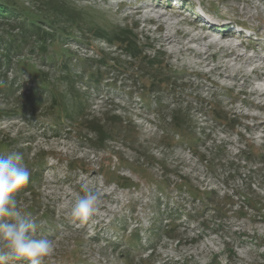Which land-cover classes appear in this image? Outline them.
I'll return each instance as SVG.
<instances>
[{"label":"rangeland","instance_id":"obj_1","mask_svg":"<svg viewBox=\"0 0 264 264\" xmlns=\"http://www.w3.org/2000/svg\"><path fill=\"white\" fill-rule=\"evenodd\" d=\"M3 1L13 4L17 13L0 17V86L6 78L7 87L11 84L13 90L11 94L0 90V142L5 146L0 147V156L20 153L23 159L35 160L45 155L47 165L40 183L35 191L21 195L18 204L26 216L37 221V237L52 242V254L43 264H120L127 246L124 242L114 246L112 241L127 238L137 226L146 238L156 213L176 204L185 209L175 223L173 236L158 239L151 264H264V211L248 203L250 198L257 206L264 205V0ZM145 5H159V11L168 17L188 19L192 25L198 15L199 34L203 36L211 33L212 24L228 26L234 32L228 34L229 41L246 54V59L232 62V70L226 69L224 54L203 40L193 44L197 50L209 48L203 54L208 64H199L195 53L180 52L181 44L162 42L161 36L175 28L158 30L155 13L145 21L148 9L133 14L136 7ZM22 9L39 15L41 30L52 34L50 37L72 55H54L53 46L35 36L21 42L25 34V22L19 18ZM238 29L242 37L237 35ZM111 32L138 35L145 56L129 63L119 47L102 38ZM176 37L183 38L180 34ZM100 50L125 62L131 70L109 64L103 76H98V85L91 83L90 74L84 73L80 63L85 58L97 59ZM153 56L154 62L163 61L167 72H180L184 79L174 87H156L161 91L153 94L148 86L144 90L145 85L135 79L132 70L142 72L144 67L151 77L159 76L162 71L146 66ZM24 62H33L43 73L44 86L24 69ZM63 62L68 64L69 70H65L69 75L62 69ZM89 65L97 69L94 62ZM235 67L241 71L236 72ZM143 79L149 81L148 77ZM38 88H42L44 104L33 111L22 109L24 98ZM54 96L67 108L60 115L51 106ZM206 103L223 108L235 118L236 125L216 123L206 112ZM177 111L190 115L198 143L167 132ZM90 119L100 121L108 130H121L108 149L91 142L95 134ZM249 146L261 155L247 161L242 153ZM143 167L148 170V180L141 175ZM109 169L112 173L108 175ZM117 175L131 178L137 186L118 181ZM180 176L199 190H216L219 200L230 196L233 201L224 204L226 214L215 216L212 206L203 211L187 190L179 192L176 183ZM82 183L99 193V211L80 223L73 222L70 210L84 195ZM157 197L162 199L160 208L156 207ZM29 206H34L33 212L27 211ZM124 220L127 226L116 230ZM159 220L166 227L173 219ZM149 252L135 251V263L141 264L138 257H147Z\"/></svg>","mask_w":264,"mask_h":264},{"label":"trees","instance_id":"obj_2","mask_svg":"<svg viewBox=\"0 0 264 264\" xmlns=\"http://www.w3.org/2000/svg\"><path fill=\"white\" fill-rule=\"evenodd\" d=\"M14 13L16 15L17 10L13 4H9L7 1L0 0V17H6L8 15H13ZM19 14L21 15L19 16V18L23 17L21 18L23 19L21 21H23V23L25 22L24 24L25 26L23 28V30L25 31V34H23V36H21V38L19 39L21 40V42L24 41V39L22 38L35 36L39 38L41 42H46V43L51 44L53 47L51 45L50 46L52 47L51 49L54 55H57L58 57H61V56L70 57L72 55L71 52L66 50V48H63L62 45L58 44L57 42H55V40L52 37H50L52 36V34H49L41 30V27L38 24V21L40 19L39 15H36L35 13H33L31 10H28V9L26 10L22 9L21 13ZM113 37H116V38L113 39ZM102 38L104 39L105 42L109 43L110 45L116 46L117 49L119 47L121 51H123L122 53L125 55V57L127 59H130L129 63L131 64L133 63L131 62V60L136 61L137 59H140L142 55L145 56L146 54V50H143L144 48H142V46L140 45L138 35L129 37V35L126 33L111 32V33H108V36L106 37L104 36ZM111 38H112V42L110 41ZM49 40L50 42H47ZM13 46L14 44L10 43L9 48H12ZM18 48L19 46L15 47V51H18L19 50ZM96 56H97V59L96 58H85L80 63L81 68L84 70V73L90 74L89 81L91 83H95L98 85L99 83L98 76L100 75L103 76L109 64H111L112 67H115L116 65H121L122 67H126L125 62H120L118 61V58L106 55L103 52V50L96 52ZM48 57L49 59L53 58L50 55H48ZM154 57L155 56H153L152 59H149L147 61L146 66L163 72V70L166 69V66H163L162 64L163 61L154 62L153 60ZM61 59H62L61 61H63V58ZM91 62L92 63L94 62L95 64H97V69H92L93 66L89 65ZM23 67L32 77L39 78L40 83L44 86V83H45L44 75L42 72H40V70L37 69L36 65L33 62L32 63L24 62ZM126 68H127V71L131 70L128 67ZM62 69H64L63 71L68 74L69 71L65 70V69H68V64H66V62H63ZM140 69L142 70V72L132 70L133 71L132 73L135 75L134 76L135 79L142 80L143 85H145L143 87L144 90L146 86H148L150 88L149 93H152V94L155 92L161 91L159 88H156V87H161V85H166L167 87H174V85L175 86L177 85L178 81L184 79L183 76L180 75V72H177L175 70L174 71L170 70L169 72L165 70L166 73L163 77L161 76L162 72H160L161 74L159 76L157 75L158 77L156 75H153L151 77L148 73H145V71H147L146 68L141 67ZM124 73L125 72H122V74ZM143 77H148L149 81L146 82L143 79ZM1 81H3V83L0 86V90L3 89L5 90L4 91L5 93L11 94L13 92L12 85L10 84V86L7 87L8 81L6 80V78H3ZM42 85L41 87H43ZM146 97L147 96H143L144 99ZM24 99H25V102L21 104V108L24 110L33 111L34 109L39 107V105L42 106L44 104L43 103L44 100L42 97V88L33 89L32 93L29 96H26ZM58 101L59 100L57 96H54L53 101L51 102V106L57 112V115H60L61 112H63L64 109H67V108H65V106H60ZM206 106H207L206 112L211 114V116H213V120H215L216 123H220V124H224L228 126L236 125L235 118H232L227 112L222 111L223 108L221 109V107L219 108L217 105H213L212 103H206ZM68 114H70V111ZM88 121L91 125H93L92 131L95 134L94 141L91 140V142L97 147H100V148L104 147L103 149H108L107 148L108 143L110 141H113L116 138V136L121 135V130H118L115 128L108 130L104 127V125L100 121H97L95 119H90ZM189 122H191L189 114L181 112V111H177L171 117V121L168 124L169 126L167 128L169 130H167V132L170 131L173 134H177L181 139L184 138L188 140L190 143L196 144L200 141V138L196 136L194 132L195 127L193 126L192 128ZM121 123H124V121H121ZM168 136L169 134L167 133L166 137ZM171 138L174 141H176L173 136H171ZM0 147L4 148L5 146L0 142ZM242 154H243L242 155L243 158L247 161H250L261 155L259 150L254 148V146L253 147L249 146L248 148H246V150L243 151ZM115 155L118 157L121 163L124 162V159L122 157H120L118 154H115ZM44 157L45 155H41L39 156V158H35V160L25 159V158L23 159V163L25 166H28V167L31 166V169L34 167H37V169L30 170L31 176H30L29 183L23 189H21L14 195V199L17 201V204H19V200H20L19 198L22 197L25 192L35 191L36 184L40 183L39 177L42 175V169L45 167V165H47L44 163ZM109 159L111 160L112 158H109ZM140 170H141L142 177L148 180L150 176L148 174L147 168L143 167ZM111 173H112L111 169L107 170L106 172V174L108 175ZM116 177L118 181H124L125 184L128 186H137V184L134 183L133 180H131V178L127 176L117 175ZM179 178H180V181L176 183L177 185L176 187L179 190V192H182L183 190H187L188 192L187 195L195 200H198L200 203V207L203 208V211L206 210L209 206H212L213 213L215 216L217 217L219 216L221 218L226 214L224 204H227L228 202L230 203L233 201L230 196H227L226 198L219 200L216 190L214 189L199 190L198 188H194V186L190 183V181L187 178H184L183 176H180ZM156 203H157L156 207L160 208V205L162 204V199L160 197H157ZM248 203L250 204V206H253V208L259 210L260 212L262 211L263 213L264 205L261 204L259 207L257 206L259 204L250 198H248ZM166 204L168 205V202H166ZM176 205L177 206H174L173 208L169 210L166 208V210H164V213L163 212L156 213L154 223H152L150 232L148 236H146V238L143 239V236L141 234V228L140 227L138 228L137 226L127 238L126 237L124 238V236L122 238L116 237L115 240L112 241V244L114 246L120 245L123 242L127 246L124 249V251H122L123 254H121L122 256L120 257L121 259L120 264H137L135 263V259L137 258V255L134 252L140 249L145 250V251H150V252L147 255V257H142V256L138 257L139 263L141 264H151L152 263L151 260L154 256V249L158 243V239L161 238L162 236H165V237L173 236V233L176 230L175 223L177 219H179L180 215L183 213L185 209L182 205L181 206H179L178 204ZM33 207L34 206H29L27 211L33 212V209H34ZM168 216H169V219L172 218L173 220H171L169 224L166 227H164V225L161 224L162 222L159 219H162V217H168ZM188 216L193 217V214L189 213ZM158 220L160 222H156ZM126 226H127V220H124L123 222L119 223L118 226H116V230H120V229L122 230ZM80 244L81 242L77 243V245H80ZM74 251L77 252V249Z\"/></svg>","mask_w":264,"mask_h":264},{"label":"clouds","instance_id":"obj_3","mask_svg":"<svg viewBox=\"0 0 264 264\" xmlns=\"http://www.w3.org/2000/svg\"><path fill=\"white\" fill-rule=\"evenodd\" d=\"M20 153L0 156V264H43L53 251L52 242L37 237L38 223L18 207L14 195L30 180L31 172L22 163ZM84 195L71 207L73 222L83 223L99 211V193L81 184Z\"/></svg>","mask_w":264,"mask_h":264},{"label":"bare ground","instance_id":"obj_4","mask_svg":"<svg viewBox=\"0 0 264 264\" xmlns=\"http://www.w3.org/2000/svg\"><path fill=\"white\" fill-rule=\"evenodd\" d=\"M169 1L170 0H167V2H169ZM168 6L170 7V3ZM143 7L142 6L136 7L135 10L133 11V14L134 15H136V14L140 15V13L145 11V9H148L147 10L148 13L146 14L147 18L145 21H147V20L150 21L152 19L151 13H155L156 16L155 15H153V16H155V18L157 19L158 30L169 29L171 27L175 28L174 32H172V33L167 32L163 36H161L162 42L164 44H169V45L170 44L176 45L177 43L181 44L182 48L179 49L180 52H182V53H187V52L195 53L194 56H197V58L200 59L198 62L199 64H208L207 59L204 58L203 54H205V53L207 54V51L209 48H207V50H205V51H201V50H197L196 48H194L193 44H201L203 40L209 41L210 46L216 47L218 49V51H221L224 54L223 59H225V60H224V62L223 61L222 62L224 63V66L226 67V69L233 68L234 64L232 62H234V63L240 62V61H243L244 59H246V54L238 52L236 46H234L233 43L231 41H229L231 38L228 36V34L232 35V34H234V32L230 28H228V26L225 28H222V27H216L217 25L212 24V25H210V29H209L211 31V33L205 34L203 36V35H201L202 32L199 34L201 29H200L199 25L197 24L198 18H199L198 15L195 19V23H193V25H192V24H190L188 19L176 20L177 18H170V16L168 17V15L165 12L159 11V8H160L159 5H145V8H143ZM183 24L184 25H186V24L191 25L192 28H188V29L184 28ZM226 28H228V29H226ZM213 30H218L217 31L218 34L216 32H213ZM240 30L241 29H238L237 35L242 37V30L241 31ZM178 34H180V36L183 38L178 39L176 37V35H178ZM216 35H218V36H216ZM231 47H232L231 53L227 52V50H230ZM261 66H259V67H261ZM257 67H258L257 65L254 66V70H257ZM216 69H220V66H217ZM262 69H263V67H262ZM239 71H241V69L236 68V72H239ZM256 89H258V87Z\"/></svg>","mask_w":264,"mask_h":264}]
</instances>
